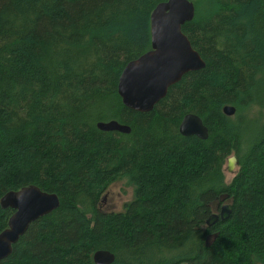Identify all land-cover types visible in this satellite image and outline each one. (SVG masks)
Returning a JSON list of instances; mask_svg holds the SVG:
<instances>
[{
    "label": "trees",
    "instance_id": "trees-1",
    "mask_svg": "<svg viewBox=\"0 0 264 264\" xmlns=\"http://www.w3.org/2000/svg\"><path fill=\"white\" fill-rule=\"evenodd\" d=\"M163 1L0 0V200L31 184L60 198L0 264H97L101 249L111 264H264V0H192L183 31L206 64L141 112L118 83ZM190 112L207 139L181 133ZM112 119L131 132L97 126ZM123 178L133 199L104 211ZM225 194L229 218L207 226ZM14 211L0 201V233Z\"/></svg>",
    "mask_w": 264,
    "mask_h": 264
},
{
    "label": "water",
    "instance_id": "water-1",
    "mask_svg": "<svg viewBox=\"0 0 264 264\" xmlns=\"http://www.w3.org/2000/svg\"><path fill=\"white\" fill-rule=\"evenodd\" d=\"M194 16L195 4L192 0H167L155 7L151 13V49L128 62L119 78L118 91L126 106L141 112L151 111L166 96L169 87L184 74L205 66L201 54L183 31V25L193 20ZM223 111L232 116L236 107L226 105ZM97 126L105 131L131 132L129 125L115 119L99 121ZM180 131L184 135H196L202 139L209 136L203 119L193 112L183 117ZM238 163L236 154L229 156L226 170L234 172ZM227 196L225 194L222 198ZM105 198L106 194L102 201ZM0 201L3 207L15 210L8 226L0 233L1 262L12 254L14 244L32 222L60 206V198L54 192L44 191L31 184L19 190L8 191ZM224 209L229 207L225 206ZM221 217L224 219L226 214L223 213ZM218 218L219 215L214 213L206 223L211 225ZM93 259L97 264H111L115 255L109 250L101 249L94 253Z\"/></svg>",
    "mask_w": 264,
    "mask_h": 264
},
{
    "label": "rangeland",
    "instance_id": "rangeland-1",
    "mask_svg": "<svg viewBox=\"0 0 264 264\" xmlns=\"http://www.w3.org/2000/svg\"><path fill=\"white\" fill-rule=\"evenodd\" d=\"M237 169L238 165L235 166L234 172L237 171ZM234 172L231 173L226 170V176L228 180L233 177ZM133 189L134 186L130 185L126 178L114 182L109 187L105 200L102 201V209L107 211L124 210L125 203L133 199Z\"/></svg>",
    "mask_w": 264,
    "mask_h": 264
},
{
    "label": "flooded vegetation",
    "instance_id": "flooded-vegetation-1",
    "mask_svg": "<svg viewBox=\"0 0 264 264\" xmlns=\"http://www.w3.org/2000/svg\"><path fill=\"white\" fill-rule=\"evenodd\" d=\"M215 203V204H214ZM102 204V203H101ZM230 199H229V196L225 197V199L222 198V196L220 198H217L216 200H214V202L211 203V208H212V211L209 215V217H211V215H213L214 213L215 214H218L219 215V218L218 220L216 219L214 221V223H212L211 225H208L207 223V226L209 227H213L215 224H217L219 221H223V220H226L229 218L230 216V212H231V208H230ZM225 206H228L229 209H224ZM104 211H107V210H104ZM107 212H112V211H107ZM225 213L226 214V217L224 219H222L221 215ZM208 217V218H209ZM207 218V219H208ZM215 234H210V236H208V240H209V243L211 241H213V237H214Z\"/></svg>",
    "mask_w": 264,
    "mask_h": 264
}]
</instances>
